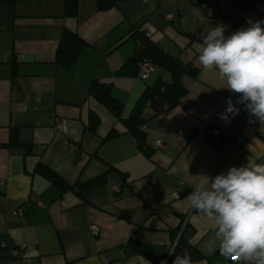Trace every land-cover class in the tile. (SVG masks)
<instances>
[{
  "label": "crops",
  "instance_id": "crops-1",
  "mask_svg": "<svg viewBox=\"0 0 264 264\" xmlns=\"http://www.w3.org/2000/svg\"><path fill=\"white\" fill-rule=\"evenodd\" d=\"M31 1L0 3V264H173L177 237L200 255L194 264H231L213 223L186 197L199 174L264 163V126L243 121L242 104L227 125L219 119L237 94L198 57L210 27L226 25L229 35L248 19L264 20V0H117L107 10L77 0L71 14L64 0ZM63 28L88 45L69 69L55 63ZM138 28L180 63L200 65L196 77L180 78L187 91L180 103L141 126L142 149L87 93L93 80L109 83L128 117L146 85L172 80L157 67L146 81L116 73L134 53ZM90 112L95 132L86 128ZM40 163L63 183L42 174ZM20 246L23 258L12 257Z\"/></svg>",
  "mask_w": 264,
  "mask_h": 264
},
{
  "label": "clouds",
  "instance_id": "clouds-1",
  "mask_svg": "<svg viewBox=\"0 0 264 264\" xmlns=\"http://www.w3.org/2000/svg\"><path fill=\"white\" fill-rule=\"evenodd\" d=\"M241 27L225 35L226 25L210 27L201 43L198 57L204 70H218L231 97L219 113L225 125L239 114L236 105H244L251 123L264 126V20L248 19ZM258 141V140H256ZM199 183L186 197L192 209L212 223L219 240V253L233 264H264V163L236 167L214 177L199 174ZM171 255V254H169ZM146 264H150L146 261ZM160 264H167L162 260ZM173 264H194L184 253L175 256Z\"/></svg>",
  "mask_w": 264,
  "mask_h": 264
},
{
  "label": "trees",
  "instance_id": "trees-1",
  "mask_svg": "<svg viewBox=\"0 0 264 264\" xmlns=\"http://www.w3.org/2000/svg\"><path fill=\"white\" fill-rule=\"evenodd\" d=\"M76 1L77 0H64L65 14H71L73 12ZM116 1L117 0H97L98 9H110L115 6ZM0 3L13 5L14 0H0ZM132 37L134 39V53L131 58L122 64L116 73L119 75L137 74L139 63L143 60H147L161 70L170 71L172 73V80L166 83L161 79H157L151 85H146L133 105L128 117H122L123 105L111 97L109 83L93 80L87 86V93L88 96L103 105L120 121L127 131L136 139L138 146L142 149L144 132L141 131V126L149 116L159 115L165 110L180 103L181 98L187 92L186 88L180 83V78L184 75L196 77L200 70V65L196 62L187 64L180 63L177 58L163 51L156 42L151 40L146 31L143 29L141 30V28L134 31ZM87 47V43L81 39L76 32L63 28L55 51V63L69 69L75 63L79 54ZM148 112L151 113L147 114ZM97 120V116L93 112H90L86 128L91 132H95ZM114 135L115 133L112 130L106 138H111ZM37 167L42 174H45L53 182L57 183V185L60 186L63 183L54 172L44 167L42 163L38 164ZM138 247L142 250L145 248L143 245H139ZM183 248L186 250V253L192 257L193 261L200 257L187 239L179 237L174 251L177 250L175 251L176 254L182 255L184 254L182 251Z\"/></svg>",
  "mask_w": 264,
  "mask_h": 264
},
{
  "label": "built area",
  "instance_id": "built-area-1",
  "mask_svg": "<svg viewBox=\"0 0 264 264\" xmlns=\"http://www.w3.org/2000/svg\"><path fill=\"white\" fill-rule=\"evenodd\" d=\"M156 69V67L150 63L147 60H143L142 62L139 63L138 65V71H137V77L138 79H140L141 81H146L148 79V77L151 75L152 72H154ZM245 116L243 121L248 117L247 112H245ZM144 128H141V131L144 132ZM159 147H163V143H158ZM5 181L3 179H0V190L2 189V187L4 186ZM179 197V193L178 191H173L171 193V198L175 199ZM17 215H22V212L20 209H18L17 211ZM97 225H90L89 226V234L91 237H95L97 235ZM178 237L175 239V241L172 243L171 245V249H170V253L172 252L173 248L175 247L176 243H177ZM10 254L12 255V257H16V258H23L24 254H25V250L23 246L18 247L17 249H14L13 251L10 252ZM230 260V263L233 264V262ZM242 261H237L236 264H241Z\"/></svg>",
  "mask_w": 264,
  "mask_h": 264
},
{
  "label": "rangeland",
  "instance_id": "rangeland-1",
  "mask_svg": "<svg viewBox=\"0 0 264 264\" xmlns=\"http://www.w3.org/2000/svg\"><path fill=\"white\" fill-rule=\"evenodd\" d=\"M25 1H28V2H30L31 4H34L31 0H25ZM48 1V3L49 2H51V1H57V0H45V2H47ZM9 16H10V14H9ZM12 17V16H11ZM10 17V18H11ZM10 24H11V22H9Z\"/></svg>",
  "mask_w": 264,
  "mask_h": 264
}]
</instances>
